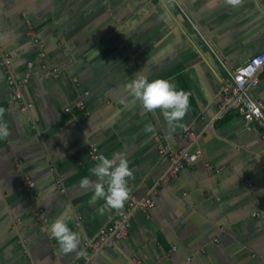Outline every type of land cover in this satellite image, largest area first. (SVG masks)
<instances>
[{"label": "crops", "instance_id": "obj_1", "mask_svg": "<svg viewBox=\"0 0 264 264\" xmlns=\"http://www.w3.org/2000/svg\"><path fill=\"white\" fill-rule=\"evenodd\" d=\"M176 1L187 21L170 0H0V50L17 78L34 63L15 101L0 69V122L9 128L0 139V264L81 261L84 242L125 201L93 199L80 180H95L97 157L117 151L129 160V194L154 207L135 213L127 237L94 264H264V126L234 110L217 117L225 67L264 50V0ZM41 63L59 78L41 79ZM139 71L188 93L183 118L170 125L160 109L133 102L125 84ZM251 93L264 103V68ZM183 125L194 143L182 139ZM158 137L199 154L166 183ZM57 218L79 235L68 253L45 231Z\"/></svg>", "mask_w": 264, "mask_h": 264}, {"label": "built area", "instance_id": "obj_2", "mask_svg": "<svg viewBox=\"0 0 264 264\" xmlns=\"http://www.w3.org/2000/svg\"><path fill=\"white\" fill-rule=\"evenodd\" d=\"M28 34L33 42L37 44L38 40L34 31L29 30ZM26 68L25 74L21 78H17L12 69L10 56L0 50V69L5 76L14 101L22 98V91L29 82L34 63L32 61L27 62ZM38 68L41 79H58L60 76L57 68L42 63ZM263 68L264 50L235 68L225 67L226 78L220 87L219 114L217 117L234 110L243 117L247 124L258 122L264 126V103L261 99L254 98L251 93L252 89L259 84V76ZM77 105L81 106V103H77ZM21 110H27V105L22 106ZM180 135L182 139H186L190 143H194L197 139L196 133L188 125L182 126ZM156 143L159 155L166 157L169 161V168L162 178V183L174 180L183 169L191 166L198 159L199 154L191 151L187 146L174 149L163 144L159 137L156 138ZM206 168L210 170L212 167L207 165ZM215 171H218V169ZM22 182L23 188L33 193L35 184L31 178L25 175ZM56 186L60 192H64L61 180H56ZM153 207L154 200L150 196L140 198L134 194H129L122 210L117 215L109 217L106 224L98 230L96 235L84 242V253L81 261L77 264H94L96 257L103 253L106 247H110L116 241L127 237L131 219L135 213L141 212L147 215ZM34 214L37 218H40L39 211H35ZM42 221L45 222L46 220L42 219Z\"/></svg>", "mask_w": 264, "mask_h": 264}, {"label": "clouds", "instance_id": "obj_3", "mask_svg": "<svg viewBox=\"0 0 264 264\" xmlns=\"http://www.w3.org/2000/svg\"><path fill=\"white\" fill-rule=\"evenodd\" d=\"M125 87L133 97V102L138 101L148 111L160 109L170 125L183 118L189 106L188 93L175 88L163 77L149 80L142 71H139L125 84ZM8 135L7 123L0 122V139ZM91 172L96 179L83 177L80 180L81 188L90 189L93 199L105 198L107 205L120 208L129 195L126 178L132 174L126 155L119 151L114 152L111 157L100 154ZM45 231L58 241L60 251L63 253L76 249L79 244V235L69 228L67 218L53 220L50 225L45 226Z\"/></svg>", "mask_w": 264, "mask_h": 264}, {"label": "rangeland", "instance_id": "obj_4", "mask_svg": "<svg viewBox=\"0 0 264 264\" xmlns=\"http://www.w3.org/2000/svg\"><path fill=\"white\" fill-rule=\"evenodd\" d=\"M171 2H172V4H173V6H174V8L176 9V11H179V13L182 15V16H184V14H185V19H184V21H187V19H186V13H185V10L184 9H182V7L180 6V5H178V3H177V1L176 0H170ZM170 9V8H169ZM178 9V10H177ZM181 23V22H180ZM188 23V22H187ZM186 23V24H187ZM184 28V27H183Z\"/></svg>", "mask_w": 264, "mask_h": 264}]
</instances>
